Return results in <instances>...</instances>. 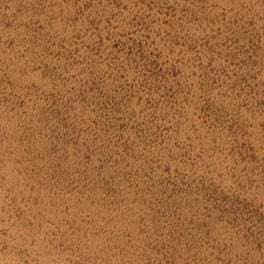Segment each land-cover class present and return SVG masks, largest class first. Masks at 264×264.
<instances>
[{
	"label": "rangeland",
	"instance_id": "obj_1",
	"mask_svg": "<svg viewBox=\"0 0 264 264\" xmlns=\"http://www.w3.org/2000/svg\"><path fill=\"white\" fill-rule=\"evenodd\" d=\"M0 264H264V0H0Z\"/></svg>",
	"mask_w": 264,
	"mask_h": 264
}]
</instances>
